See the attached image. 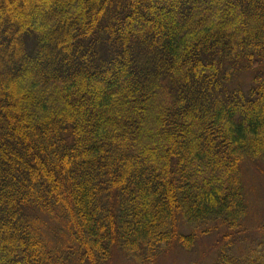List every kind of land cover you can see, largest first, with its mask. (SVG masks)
Here are the masks:
<instances>
[{"label": "trees", "instance_id": "trees-1", "mask_svg": "<svg viewBox=\"0 0 264 264\" xmlns=\"http://www.w3.org/2000/svg\"><path fill=\"white\" fill-rule=\"evenodd\" d=\"M247 160L264 0H0V264H150L222 229L210 264H264Z\"/></svg>", "mask_w": 264, "mask_h": 264}, {"label": "rangeland", "instance_id": "rangeland-1", "mask_svg": "<svg viewBox=\"0 0 264 264\" xmlns=\"http://www.w3.org/2000/svg\"><path fill=\"white\" fill-rule=\"evenodd\" d=\"M252 75L245 74L240 82L248 84ZM248 215L244 226L248 230V238L258 237L257 228L264 226V160L252 163L245 161L242 166ZM184 234L187 231L182 230ZM224 230L212 232L200 237L192 251L186 252L178 246L159 254L150 264H210L212 263L223 243ZM108 264H139L124 253L116 252Z\"/></svg>", "mask_w": 264, "mask_h": 264}]
</instances>
